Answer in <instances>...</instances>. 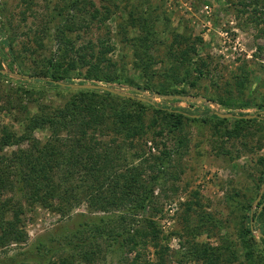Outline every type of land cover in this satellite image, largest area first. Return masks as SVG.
Segmentation results:
<instances>
[{"label":"rangeland","instance_id":"1","mask_svg":"<svg viewBox=\"0 0 264 264\" xmlns=\"http://www.w3.org/2000/svg\"><path fill=\"white\" fill-rule=\"evenodd\" d=\"M70 1L0 0V28L4 30V37L0 36V71L19 74L16 67L13 72L9 68L8 57H12L24 76L39 79L35 82L14 76L0 78V172L14 178L18 157L22 160L23 154L27 155L24 152L26 149L37 141L43 144L50 136V132H23L18 122L27 115L20 107H28L29 114L33 116L45 106H63L73 94L71 90L64 91L47 84L49 79L44 76L49 61L56 59L59 43L62 42L60 39L81 48L89 41L97 45L100 40L110 38L115 46L110 57L119 64L124 62L131 67L134 63L131 48L118 32L119 25L125 24L121 21L120 12L138 8L141 14L145 10L150 16L148 23L151 29L157 33L150 42L155 61V74L150 85L163 82L161 70L170 68L175 62L172 56V50L178 47L174 43L175 33L186 38L181 47L186 44L198 47L199 39L204 42L199 58L203 60L198 63L204 77L198 78V73L192 72L189 84L177 87L182 95H161L135 86L105 85L93 81L129 95L148 97L159 106L180 109L190 119L184 121L179 131L169 134L163 128L165 122L159 121L153 112H147V127L153 119H157L159 124L153 129L148 128L145 141L135 140L139 144L134 149L123 143L120 137H97L100 144L121 147L119 153L116 152L118 159L115 162L119 172L143 164L145 179L151 175L159 177L154 186L153 202L143 217L154 222L160 231L158 244L162 255H156L155 249L149 245L146 251L141 252L142 255H137L136 264H264V244L260 236L252 234V239L246 242L251 248L249 256L245 255L241 238L243 228L250 224L246 223L245 216L250 218L251 213L255 216V230L262 234L264 229V215L260 216L262 210L258 213L262 198L258 205H254L264 180V115L260 116L262 121L259 123L246 126L235 125L232 119L225 125L213 118L200 121L206 109L247 115L261 111L254 107L253 102L264 105V0H119L123 2L117 8L113 7L117 0H88L87 14L68 8ZM107 7L111 8V14L104 25L93 23L87 27L82 24V20L90 18L94 8L105 16L104 8ZM71 19L74 24L71 29H63L66 21ZM58 27L62 29L57 30ZM127 28L128 31L131 29ZM3 39L12 42V54L2 47ZM57 60L60 62V59ZM183 67L180 62L177 63L176 74L180 79L185 73ZM245 71L249 82L240 95L234 88V76H240ZM135 80L142 87L141 80ZM75 81L91 84L85 79ZM155 95L161 97L156 98ZM207 98L221 100L226 105ZM243 103L248 107L239 108L238 104ZM105 111L108 115L110 110L106 107ZM225 126L232 131L230 137L225 135ZM161 128L164 129L161 135L156 136ZM4 131L9 135L5 140L7 142L3 140L7 137ZM26 135L33 138L31 143L19 140ZM65 135L63 133L62 138L68 139ZM136 152L144 154L141 159L133 161L131 155ZM66 153L70 155L68 149ZM164 153H169L166 165L160 171L154 169L155 173H152L149 167L155 158L164 157ZM65 169H61L58 175L63 176ZM68 174H74L78 181L83 173L79 174L72 168ZM77 181L68 184V188L73 185L77 188ZM107 189L105 186L102 192ZM234 194L237 196L232 202ZM3 202L12 207H22L20 229L23 240L19 244L0 246V259L33 248L39 241H47L51 233L64 228L73 229L76 223L83 221L80 216L103 215L96 207L90 209L86 200L78 204L74 201L57 202L52 210L40 205L31 207L25 197L3 191L0 203ZM115 210H109V213ZM65 233L67 238L71 237L68 231ZM209 248L217 249L218 256L204 260L202 250ZM99 257L92 263L74 258L73 264H132L135 255L116 250Z\"/></svg>","mask_w":264,"mask_h":264},{"label":"trees","instance_id":"2","mask_svg":"<svg viewBox=\"0 0 264 264\" xmlns=\"http://www.w3.org/2000/svg\"><path fill=\"white\" fill-rule=\"evenodd\" d=\"M88 0H72L68 3V8L79 10L85 14L88 7ZM123 1L117 0L113 7L117 8ZM90 6L93 8V4ZM82 8V9H81ZM111 8H104L106 13L102 15L97 8L89 15V19L82 20V24L90 27L93 23L104 25L110 18ZM121 21L125 24L119 25V33L124 38L127 46L131 48L133 64L129 67L127 63H117L110 57L114 52L115 46L108 38L105 41L100 40L97 45L90 41L81 48H75L74 43L60 39L57 49L56 59H51L47 70L44 72L49 80L47 84L64 91H72L70 99L63 106H54L53 104L40 109L39 113L31 116L28 107H20L26 112L27 118L19 121V128L29 134L34 132H50V136L43 144L32 145L31 148L24 151L23 159L18 157L15 163L16 176L11 178L8 174L0 172V193L10 191L25 197L26 203L34 207L40 205L43 208L55 209L56 203H80L86 200L90 209L100 210L102 216H80L83 221L75 224L73 229L64 228L51 233L45 242L39 241L33 248L27 249L14 256L0 259V264H26L29 262L35 264H73V259L78 258L80 262H95L100 255L123 251L125 253H134L135 257L132 264H136L137 255L146 251L147 246L155 249L156 255L160 254V231L155 227V223L147 220L143 215L153 202L154 186L159 180L156 175H151L145 179L146 169L143 164H137L119 172L116 169V160L121 147H113L110 144H100L97 137L113 135L120 137L123 143H127L131 149L135 148L136 141H141L147 135L148 128L159 124V121L165 122V127L169 134L179 131L185 120H190L184 111L167 105H149L133 99L121 98L116 95L92 90L71 89L55 85L53 81H63L67 84H83L76 82L77 79H85L93 84L95 81L102 84L116 83L123 85L135 86L142 89H148L161 95L183 93L177 89L179 85L189 84V78L192 72L198 73V78L204 77L202 70L199 69L198 63L200 50L204 48V42L199 39L196 46L186 44L181 47L180 44L186 41V38L179 33L174 35V43L178 45L177 49L172 50V56L175 62H172L170 68L161 70L163 82L156 85H150L154 76L153 66L155 64L152 55L151 44L155 35L148 23L149 14L144 10L139 14L138 8L134 11L121 13ZM73 19L66 21L63 29L70 30L74 25ZM131 29L128 31L127 27ZM59 28V27H58ZM57 30H61L60 28ZM64 33V32H63ZM132 33V34H131ZM0 36L4 37V30L0 28ZM57 38V35H56ZM2 47L12 54V42L5 39L1 41ZM1 58V54H0ZM9 68L12 70L16 67L20 75H23L14 58L8 57ZM57 59H60L58 62ZM1 60V59H0ZM173 60V61H174ZM184 66L185 73L180 79L176 74L177 63ZM8 74L0 72V78H8ZM141 80L142 87L136 83V79ZM234 88L237 93L242 95L248 86L249 78L246 73L240 76H234ZM39 82V79H33ZM94 81V82H93ZM192 83V82H191ZM29 93V91H25ZM220 105H226L221 100H212ZM228 104V103H227ZM229 105V104H228ZM258 110H263L262 103H254ZM109 108V114L106 115L105 108ZM239 108L248 107L247 104H238ZM237 107V108H238ZM45 109H49L45 112ZM153 112V115L159 117L153 119L151 125L146 123L147 112ZM205 114L200 117V121L205 122L208 118L217 120L220 124H227L228 120L219 119L215 116L214 111L206 109ZM30 115V116H29ZM237 115H247L238 113ZM235 125H250L259 123L262 118L254 120H237L232 119ZM197 121V120H193ZM108 125L106 126V124ZM163 128L158 130L156 136H160ZM6 133V131H4ZM63 133H66L62 138ZM225 135L231 136L232 131L225 126ZM3 140H7L9 137ZM29 136V135H28ZM19 139L31 143V136ZM33 139V138H32ZM136 140V141H135ZM154 141V139H151ZM7 142V141H5ZM114 142V141H112ZM5 144V143H3ZM66 149L69 150L68 155ZM23 152V153H24ZM118 152V153H116ZM144 154V153H143ZM143 154L133 153V161L139 160ZM164 157L155 158L151 169L160 171L166 165L169 159V153L162 154ZM21 160V161H20ZM66 169H65V168ZM82 172L78 177L74 174H68L71 169ZM61 169H65L63 176L58 175ZM155 169V170H154ZM58 176L59 178L55 179ZM78 182L68 188L71 182ZM264 182V180H263ZM262 182V183H263ZM107 186L106 192L102 189ZM231 197V201H234ZM262 212L264 215V195L261 202ZM116 209L115 211L109 210ZM107 214V215H106ZM22 207H12L9 203H0V246L10 244H19L23 240V232L20 229ZM255 219V216H253ZM248 224L250 218L245 216ZM65 231L71 234L67 238ZM264 235V229L262 230ZM245 255H250V246L248 241L252 239V232L247 225L242 230V236ZM246 240V241H245ZM264 244V239L260 237ZM247 242V243H246ZM217 249H203L202 258L206 260L214 259L218 255ZM219 258V257H218ZM217 258V260H218ZM70 259H72L70 261ZM151 264V263H149Z\"/></svg>","mask_w":264,"mask_h":264},{"label":"water","instance_id":"3","mask_svg":"<svg viewBox=\"0 0 264 264\" xmlns=\"http://www.w3.org/2000/svg\"><path fill=\"white\" fill-rule=\"evenodd\" d=\"M3 74H8L9 76H14L18 79H25V80H33V79H38L36 77H28V76H24V75H20V74H13V73H9V72H5V71H0ZM53 83L55 85H58L60 87H68V88H74V89H81V90H92V91H102V92H107L113 95H116L118 97L121 98H126V99H133V100H137L139 102L142 103H147L149 105H154L155 103L152 102L148 97H144V96H134V95H129L123 91H119L118 89H116L115 87H111V86H105V85H100V84H67V83H63L60 81H53ZM156 98H159L161 96L159 95H155ZM199 101L203 102V103H207L206 101H204L203 99H199ZM212 110V109H211ZM214 114L216 117H218L219 119H226V120H230V119H237V120H254L256 118H261V115H264V111H260L257 114L254 115H237V114H231V113H219L217 111H214ZM194 118H198L199 116H193ZM263 190H264V182L261 184L260 190H259V195L257 197V199L254 202V205H258V203L260 202L262 195H263ZM262 206L260 207L258 213L261 211ZM254 222V217L251 213L250 215V221H249V227H250V231L252 232V234H258L261 238L264 239V236L257 232L255 230V227L253 225Z\"/></svg>","mask_w":264,"mask_h":264}]
</instances>
